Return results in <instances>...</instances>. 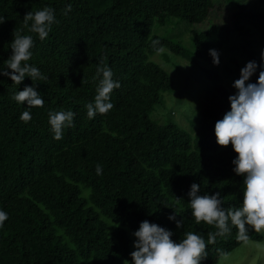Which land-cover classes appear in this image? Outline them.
Returning a JSON list of instances; mask_svg holds the SVG:
<instances>
[{"label":"trees","instance_id":"trees-1","mask_svg":"<svg viewBox=\"0 0 264 264\" xmlns=\"http://www.w3.org/2000/svg\"><path fill=\"white\" fill-rule=\"evenodd\" d=\"M224 1L235 10L232 26L211 22L218 0H0V65L18 31L33 37L28 63L46 77H25L18 85L0 75V209L8 213L0 226V264H130L132 233L146 219L172 230L174 240L188 231L201 235L200 264H217L245 242L230 225L209 243L217 229L196 223L187 196L196 182L201 194L220 192L225 208L242 202L243 177L232 164L238 153L231 142L219 145L214 133L234 91L208 64L220 66L223 52L234 54L227 65L238 74L234 80L248 61L259 64L251 36L264 42V11L252 4L264 0ZM45 6L54 9L56 22L40 40L24 16ZM207 21L209 27L196 28ZM153 39L162 51L151 46ZM209 49L218 50L219 65ZM175 58L198 70L182 93L167 70ZM100 60L121 86L111 93L114 107L89 119L85 105L94 100ZM258 75L259 69L251 81ZM26 85L43 97V107L12 98ZM26 110L28 122L19 119ZM50 110L75 113L62 139L49 130ZM98 163L102 175L95 172ZM175 211L181 228L168 219ZM262 238L249 229L247 240Z\"/></svg>","mask_w":264,"mask_h":264},{"label":"clouds","instance_id":"clouds-1","mask_svg":"<svg viewBox=\"0 0 264 264\" xmlns=\"http://www.w3.org/2000/svg\"><path fill=\"white\" fill-rule=\"evenodd\" d=\"M248 0H246L247 3ZM72 5L65 6V15ZM4 20L0 19V23ZM31 24L29 25V22ZM55 21L54 9L45 6L41 10L29 11L24 16L25 27L38 35L40 40L48 37ZM11 55L0 65V75L10 77L15 84H20L25 77L33 82L44 80L40 70L28 63L32 56L33 37L23 35L18 31L13 33ZM160 41L153 39L151 46L157 51ZM213 63L219 65L220 57L216 49H209ZM183 65V64H182ZM259 75L255 82L251 77ZM11 70V71H10ZM96 94L94 100L85 105L87 117L92 119L96 114H106L113 107L111 93L119 88L120 82L113 78L112 69L100 60L96 68ZM235 89L228 96L230 109L222 119L216 121L214 133L217 143L227 146L231 142L234 152L238 155L232 159L233 172L243 177L242 202L239 207L223 206L220 192L201 194V186L193 182L187 193L191 215L197 224L201 221L213 225L217 231L210 232L208 242L212 243L217 236H223L231 231V226L237 229V239L246 241L248 231L264 230V48L260 51L259 64L255 60L248 61L240 70V77L232 83ZM16 102L25 104L28 108L43 107L44 99L34 86L26 85L23 90L14 92L12 97ZM75 113L71 110H50L48 124L50 132L56 140L62 139L63 130L73 124ZM29 111H23L19 119L31 120ZM97 175L103 174V167L97 164ZM178 213H170L168 219L174 221L177 228L183 225V219L177 218ZM8 219V213L0 209V226ZM132 235L135 250L130 253V264H200L206 247L204 238L195 232H185L184 238L172 239L173 232L155 222L143 220Z\"/></svg>","mask_w":264,"mask_h":264},{"label":"rangeland","instance_id":"rangeland-1","mask_svg":"<svg viewBox=\"0 0 264 264\" xmlns=\"http://www.w3.org/2000/svg\"><path fill=\"white\" fill-rule=\"evenodd\" d=\"M218 2L219 4L217 6H220V9L212 13L213 16L211 17L213 19L211 20V22H216L221 25L232 26L234 21L233 13L235 12V10L229 5L228 1L218 0ZM252 7L255 10L264 11V4H260L257 6L252 4ZM209 26H210L209 21L205 22V24H196L197 29L207 28ZM253 37L255 38L254 47L256 50L260 52L261 49L264 48V42L262 38H260L259 36L256 35L251 36V38ZM232 56H234V54H231L230 52H223L222 64L220 66H214L212 64H208V66H211L214 69H219L220 73L222 74V79H221L222 82L226 83L230 87H232L231 83L234 81V78L238 75V74H232L229 71H227V65L230 63ZM154 59H156L162 64L163 63L165 64V59L161 54L155 55ZM174 62L175 65H168L170 67L169 69L167 68L166 69L170 70L171 73L174 76H176L179 87L178 92L182 93V90L186 88L184 83L186 78L190 77V74L193 72V70H195L197 73L198 70L196 68H193L194 66L191 63L185 62V60L183 59L175 58ZM192 74L194 75L195 73ZM193 88L197 92L203 91L198 83H196V86H193ZM233 91L235 92L234 88ZM180 122L182 124H185L184 121H180ZM261 233L263 234L262 240H251V239L246 240L245 242L242 243L241 246L237 247L231 253H228L220 257L217 264H264V230H262Z\"/></svg>","mask_w":264,"mask_h":264}]
</instances>
